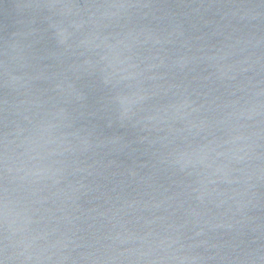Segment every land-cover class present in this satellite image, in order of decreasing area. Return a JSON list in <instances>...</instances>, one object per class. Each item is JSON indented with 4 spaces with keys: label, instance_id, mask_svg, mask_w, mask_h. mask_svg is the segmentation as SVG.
<instances>
[{
    "label": "water",
    "instance_id": "1",
    "mask_svg": "<svg viewBox=\"0 0 264 264\" xmlns=\"http://www.w3.org/2000/svg\"><path fill=\"white\" fill-rule=\"evenodd\" d=\"M0 264H264V0H0Z\"/></svg>",
    "mask_w": 264,
    "mask_h": 264
}]
</instances>
